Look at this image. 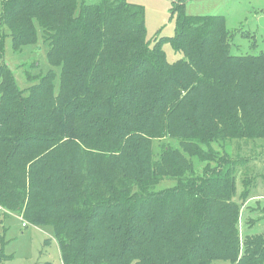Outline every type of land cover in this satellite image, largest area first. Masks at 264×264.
I'll use <instances>...</instances> for the list:
<instances>
[{"label":"trees","instance_id":"1","mask_svg":"<svg viewBox=\"0 0 264 264\" xmlns=\"http://www.w3.org/2000/svg\"><path fill=\"white\" fill-rule=\"evenodd\" d=\"M169 1L175 33L151 48L145 7L127 0H2L0 59L2 26L20 54L39 23L61 74L21 88L0 66V206L53 228L63 264H264L236 180L264 140V53L235 54L223 17ZM166 139L178 147L155 156Z\"/></svg>","mask_w":264,"mask_h":264},{"label":"rangeland","instance_id":"2","mask_svg":"<svg viewBox=\"0 0 264 264\" xmlns=\"http://www.w3.org/2000/svg\"><path fill=\"white\" fill-rule=\"evenodd\" d=\"M100 0H78L79 6L83 3L95 4ZM130 3L145 7L147 38L151 48L163 36H173L175 33L176 21L171 13L172 2L169 0H127ZM2 0H0V19L2 15ZM38 31V42L35 45L23 48L20 54L13 52L12 38L9 28L2 26V35L5 36L4 55L0 59V66L6 65L12 71L16 83L21 88H27L32 83L26 79V74H30L32 81H36L49 71L56 75L55 83L58 87L60 83L61 69L53 68L47 60L49 41L43 36L39 23H36ZM164 51L168 60L172 63L183 58V53L174 50L170 43L164 44ZM248 50V49H247ZM234 52V51H233ZM232 52V53H233ZM247 140L235 141L233 153L235 155L245 151L244 145ZM255 150L252 153L247 145V154H254L251 160L242 157L240 163L245 167L238 173L236 180L238 192L244 193L245 184L250 187L249 195L243 198L241 205L242 215L239 223L241 234L252 235L264 234V140H250ZM240 143L241 145L239 146ZM170 144L177 148L178 143L170 139L155 141V156L162 152V145ZM242 147V148H241ZM246 147V146H245ZM250 162V163H249ZM250 165V166H249ZM240 166V167H241ZM201 169H199L200 171ZM246 178V179H245ZM253 181V183H251ZM249 184V185H248ZM173 185L172 182H163L158 189H163ZM244 190V191H243ZM243 191V192H242ZM5 243L6 254L13 258L7 264H63L58 243L54 237V230L51 227L27 226L21 216L16 213L6 212L0 206V248ZM218 264V263H216ZM222 264V263H220Z\"/></svg>","mask_w":264,"mask_h":264},{"label":"crops","instance_id":"3","mask_svg":"<svg viewBox=\"0 0 264 264\" xmlns=\"http://www.w3.org/2000/svg\"><path fill=\"white\" fill-rule=\"evenodd\" d=\"M182 3L189 15L223 17L233 35L235 54L264 53V0H182Z\"/></svg>","mask_w":264,"mask_h":264}]
</instances>
